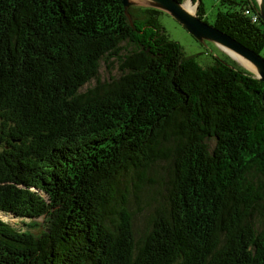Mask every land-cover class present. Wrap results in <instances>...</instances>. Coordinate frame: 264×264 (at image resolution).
Listing matches in <instances>:
<instances>
[{
    "label": "trees",
    "instance_id": "obj_1",
    "mask_svg": "<svg viewBox=\"0 0 264 264\" xmlns=\"http://www.w3.org/2000/svg\"><path fill=\"white\" fill-rule=\"evenodd\" d=\"M221 6L211 25L260 54L256 1ZM128 12L0 0V213L24 226L0 219V264H264V83Z\"/></svg>",
    "mask_w": 264,
    "mask_h": 264
},
{
    "label": "water",
    "instance_id": "obj_2",
    "mask_svg": "<svg viewBox=\"0 0 264 264\" xmlns=\"http://www.w3.org/2000/svg\"><path fill=\"white\" fill-rule=\"evenodd\" d=\"M197 2L195 11L198 10L201 1L196 0ZM122 4L130 24L131 18L128 10L131 7L150 8L168 14L198 42L203 44L205 41L213 42L221 50H223L222 48H227L249 62L253 69L247 70L256 79L264 83V58L214 26L202 21L195 11L193 13L188 12L184 8V3H179L175 0H122ZM256 4V14L264 25V0H256ZM223 52L225 51L223 50ZM262 99L264 101V93Z\"/></svg>",
    "mask_w": 264,
    "mask_h": 264
},
{
    "label": "rangeland",
    "instance_id": "obj_3",
    "mask_svg": "<svg viewBox=\"0 0 264 264\" xmlns=\"http://www.w3.org/2000/svg\"><path fill=\"white\" fill-rule=\"evenodd\" d=\"M188 1V0H185ZM202 10L204 13V20L207 22V24L211 25L218 13L219 10L224 11L225 7L221 6L222 0H200ZM235 1H242V0H235ZM256 1V0H255ZM192 2V5L196 8V5L198 2ZM185 3V2H184ZM197 13V10L195 11ZM159 23L165 33V35L168 37V39L175 41L179 43L181 46V49L185 56L187 57H195L197 61L200 64H207L211 62V55H217L218 51L217 49L221 50L220 47H218L215 43L205 41L204 44L198 42L195 40L183 27H181L172 17H170L168 14H161L158 16ZM223 51V50H221ZM225 53V52H224ZM227 54V53H225ZM228 55V54H227ZM260 56L264 58V49L261 51ZM228 57L233 60L229 55ZM235 61V60H233ZM235 63L238 64V66H241L245 70H247L244 66L239 64L235 61ZM98 75L101 81L108 80L109 77L112 76H119L120 71L118 69V64L115 63L113 68L111 70L106 68V65L104 62H100V67L98 71ZM94 84V81H91L89 85H86L82 88V91L85 90L88 86H92ZM0 219L4 222L10 223L12 226L15 224L17 229H23L24 226L19 223V219L15 218L11 214H2L0 213ZM34 221L37 225L34 227H31L32 230L36 228H40L43 230L44 224L43 219H35L31 220ZM30 220H25V223H31ZM33 224V223H31ZM40 225V226H38Z\"/></svg>",
    "mask_w": 264,
    "mask_h": 264
},
{
    "label": "bare ground",
    "instance_id": "obj_4",
    "mask_svg": "<svg viewBox=\"0 0 264 264\" xmlns=\"http://www.w3.org/2000/svg\"><path fill=\"white\" fill-rule=\"evenodd\" d=\"M184 8L190 12L193 13L195 11V7L194 5H192V2L190 0L185 1L184 3ZM233 60H235L236 62H238L239 64H241L242 66H244L246 69H253L252 65L247 62L246 60H244L243 58H241L239 55H237L236 53L232 52L231 50L227 49V48H222Z\"/></svg>",
    "mask_w": 264,
    "mask_h": 264
},
{
    "label": "built area",
    "instance_id": "obj_5",
    "mask_svg": "<svg viewBox=\"0 0 264 264\" xmlns=\"http://www.w3.org/2000/svg\"><path fill=\"white\" fill-rule=\"evenodd\" d=\"M256 19H257L256 17H253V21H254V22L256 21Z\"/></svg>",
    "mask_w": 264,
    "mask_h": 264
}]
</instances>
